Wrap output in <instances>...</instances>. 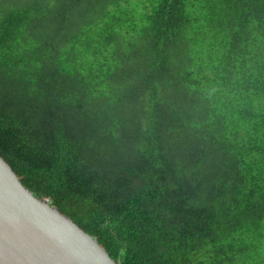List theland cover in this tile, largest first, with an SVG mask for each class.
Listing matches in <instances>:
<instances>
[{
    "label": "trees",
    "instance_id": "16d2710c",
    "mask_svg": "<svg viewBox=\"0 0 264 264\" xmlns=\"http://www.w3.org/2000/svg\"><path fill=\"white\" fill-rule=\"evenodd\" d=\"M0 156L121 264H256L264 0H0Z\"/></svg>",
    "mask_w": 264,
    "mask_h": 264
},
{
    "label": "water",
    "instance_id": "95a60500",
    "mask_svg": "<svg viewBox=\"0 0 264 264\" xmlns=\"http://www.w3.org/2000/svg\"><path fill=\"white\" fill-rule=\"evenodd\" d=\"M0 264H121L0 156Z\"/></svg>",
    "mask_w": 264,
    "mask_h": 264
},
{
    "label": "rangeland",
    "instance_id": "374dc122",
    "mask_svg": "<svg viewBox=\"0 0 264 264\" xmlns=\"http://www.w3.org/2000/svg\"><path fill=\"white\" fill-rule=\"evenodd\" d=\"M261 255H262L261 258H258V259H255V260H254V262H255L256 264H264V253L261 254Z\"/></svg>",
    "mask_w": 264,
    "mask_h": 264
}]
</instances>
